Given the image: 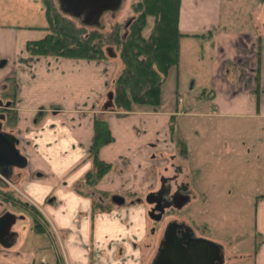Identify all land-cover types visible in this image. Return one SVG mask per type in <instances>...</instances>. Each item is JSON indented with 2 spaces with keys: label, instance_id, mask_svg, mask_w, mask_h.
Masks as SVG:
<instances>
[{
  "label": "crops",
  "instance_id": "1",
  "mask_svg": "<svg viewBox=\"0 0 264 264\" xmlns=\"http://www.w3.org/2000/svg\"><path fill=\"white\" fill-rule=\"evenodd\" d=\"M40 1H42L43 6L42 13L46 16L44 1ZM230 1L233 5L235 0ZM226 4L228 5L227 0H182L179 29L189 36L181 41L180 63L171 69L167 82L172 79L174 73L178 87L176 92H180L179 87L183 92L184 85L192 82L191 90L187 92L190 97L196 85H199L201 87L199 94L203 95L202 99L212 102L214 105L213 112L217 116L222 118L240 116L253 119L252 122L256 124L252 127L258 132H262L264 126H259L264 125V109H262L261 99L262 87L264 86V13L262 12L264 11V3L260 4L259 10L254 12L249 10L245 14H241L240 19L244 25H241L238 29H233L232 26L233 15L235 16L236 13L226 12ZM237 21L239 23V20ZM45 28L46 25L39 28L31 26L5 28L0 26V64L2 60H7L4 65L0 66V85L14 76H17L19 80L20 94L17 111L22 117H31L29 125L23 127L22 124H26V121L20 123L19 130H21V133L19 134H22L21 136L26 134L27 130L32 133L33 128L39 125V123H36L37 114L39 115L40 111L50 108V115L45 112L41 122L50 116V129L56 131L65 128L68 124L66 117L59 119L66 115L73 122V128L82 133L75 143L82 142L83 149L72 153L75 159L73 164L61 172L56 182L52 179L45 181L42 174L36 175L35 171L38 168L34 170L33 177L29 179L25 186L27 187L28 197L31 196L32 199L29 204H32L38 212L24 210L22 207L8 203L0 197V216L8 211V205H12L21 211L22 214L14 213L19 219L24 216L22 220H25L26 215L31 217L29 231L26 227L14 231L18 235L12 247L4 248L0 245V264H122L116 255L118 248L116 244L103 238L105 228L112 229L116 227L114 222L110 225L108 221L109 218H114L113 215L110 213L109 215H94L93 201L88 197L77 194L74 190V186L94 166L93 161L89 158L93 140V121L87 122L86 119L87 116L94 118L95 115H92L93 108L101 100L105 89H107L104 80L106 72L102 66L104 64L61 57L47 58L48 60L39 62L38 59L43 58L26 56L27 43L44 38L47 34ZM200 44L202 46L201 50L198 49ZM35 60L37 62H34ZM187 71L189 72L187 73ZM199 97L198 95L196 100H202ZM50 104L58 106L53 108ZM58 110H61V112L56 114ZM140 113L144 114V112ZM143 114H141L143 117L139 115L136 122H134V116H129L124 121H119L116 117L114 119V116L109 117L111 129L116 137L115 143L112 144L115 148L111 145L104 148L101 152V158L106 162H117L119 159H125V157L132 158L134 163L138 165V170L145 171L148 176L156 156H151L150 151L147 149L136 151V145L132 146L131 144L128 150H124V147H127L129 142H137L139 149L144 148L142 143L145 141L149 146L152 145L153 140L150 137H143L144 139L136 137L135 131L140 127L146 130L145 136L150 133L148 129L153 128L155 143L167 145L169 138L168 142L175 146V143L172 142L170 124L172 116L177 115L173 112H169L165 116L158 114L151 116V113L149 115ZM122 124H124L123 127L125 128L123 129L126 133L118 138L116 134L122 132L120 130L117 132V127ZM224 128H228V126ZM226 131L228 129L224 130V133ZM244 131L237 127L231 132L242 134ZM22 140L27 146V141L23 138ZM48 140L49 138L46 141ZM206 140L208 139L203 138L202 142ZM35 143L36 147H32L38 148L37 143L39 142ZM46 143H50V141ZM225 143L229 145V148H227L229 151L233 149L230 148L232 142L225 141ZM234 143L238 144L239 154H241L239 149H242V146L243 151L247 150L244 139ZM185 146L188 149L186 142ZM251 148H257L258 150L262 148V155H264V139L257 137ZM142 154L145 156L143 157ZM259 155H261L260 151ZM63 156L66 157L68 154ZM173 157V161L177 162L178 156L173 155ZM257 157L259 158V156ZM115 158L118 159L113 161ZM141 164H145V166ZM162 165L164 163L159 164V167H162ZM191 165L194 166L192 163ZM189 170H184V172H190V175L193 176L191 177L193 179L191 189L198 190L195 187V181L198 180L196 173H199V170L196 166ZM143 177L145 181L149 180V184L145 185V192L156 180L153 181L152 178L149 179L146 175ZM128 178L125 184L127 188L122 187L124 191L121 193L130 191L134 193L133 195H138L139 190L133 188L135 177H132L131 180L130 177ZM262 179H264L263 176ZM111 184L113 183L111 182ZM104 186H106V183H102L99 190L109 193L119 191L115 186ZM122 186H124V183ZM3 187L7 188L4 185ZM201 191L209 192L204 196L216 198L234 195L232 189L220 187L216 184L202 186ZM52 196H54V199L50 201ZM130 211L131 213L135 211V205L131 207ZM37 217H40L44 231L36 229ZM236 227L240 233L232 231V239L241 238V236L247 234V232L241 231L245 226ZM143 231L146 232L145 220ZM60 232H67L65 241L60 236ZM47 233L50 235L48 238H46ZM226 236L229 237V234ZM253 239L252 247L240 250L241 253L237 256L239 263L246 264L248 261L246 254L250 252L252 264H264V193L256 197ZM27 242H29L27 249L20 248ZM219 243L226 248L225 264H228L229 246L226 241ZM67 247L70 248L71 255H68ZM133 247L132 253L136 251L138 244H134ZM50 250H54L53 256L50 255ZM119 259L123 261L127 259V255ZM125 264L134 263L127 262Z\"/></svg>",
  "mask_w": 264,
  "mask_h": 264
},
{
  "label": "rangeland",
  "instance_id": "2",
  "mask_svg": "<svg viewBox=\"0 0 264 264\" xmlns=\"http://www.w3.org/2000/svg\"><path fill=\"white\" fill-rule=\"evenodd\" d=\"M134 1L135 0H125L121 11L118 12L114 17L111 15H106L104 17V29L110 30L112 26L118 24L121 26L123 31L126 23L129 22L135 14L134 9L132 8ZM54 2L58 8L56 0H54ZM227 2L228 5H225L226 12L236 13L235 16L233 15L232 26L234 27L233 29H238L241 25H244L240 19L241 14L243 15L249 10L251 12L259 10L260 4L264 3V0H235L233 5H231L230 0H227ZM41 3L42 1L40 0H0V26L5 28L29 26L39 28L47 25L46 16H44L42 13L43 6ZM248 3L250 4L248 5ZM228 9L229 11H227ZM262 12L264 13V11ZM237 20H239V23ZM76 22L78 23V21ZM150 31L151 28L145 32L146 36L149 35ZM201 47L202 46L200 44L198 49L201 50ZM112 52L114 53V56L108 55V59L106 61H88L103 63L104 65L102 66L106 72V78H104V80L107 89H105L101 100L95 104L92 115H102L105 118H108V121L110 116H114V119L118 118L119 121H124L126 120L125 118L117 116L115 101L113 110H104V105L107 102V94L112 91L111 83L114 82L115 78L119 75L120 69L122 68L120 50L117 47H114ZM26 56H29V54L27 53ZM41 58L43 59H38L39 62H42L41 60L46 61L48 60L47 58L54 59L55 57ZM4 61L7 60H2L0 66L3 65L2 62ZM34 62H37V60ZM188 72L189 71H187V73ZM191 85L192 82L191 84H185L182 88L183 92L181 87H179L180 92H176L178 87L176 85L175 75L173 73L172 79H169L165 86H163V101L159 108L155 109L153 106L134 105L133 112L130 114L131 117L134 116V122L139 119V115L141 116V114H143L140 112H144L143 115H149V113H151V116H156L157 114L165 116L169 112L176 114L177 118L173 122L171 120L172 123H176L174 125V131H176L174 136L175 145H177L179 150L181 147H186L185 142L187 143L188 158L186 160L181 158V156L178 155V152L175 153L173 151L175 146H172V144L168 142L169 138L167 140V145H163L162 143L160 145L159 143H155V132L153 131L152 127L149 128L150 130L148 129V132L150 133L147 136H145L146 130H143L140 127L138 128L139 130L137 129V131H135L136 137H150L153 140L152 145L149 146L146 144L147 141L144 140L145 142L142 143L144 148L142 147L139 149L137 142H129L127 147H124V150H128L132 144V146L136 145V151L147 149L150 151L151 156H156V160H154L153 164L151 165L152 169L148 176L147 173L145 174V171L141 172L138 170V165L134 163L132 158L125 157V159H119L117 162H109L115 165V169L107 177V180L104 183H106V186L108 187L115 186V188H118L119 191H116L112 194H120L128 199V202L124 206L115 207L110 212H102L97 210L95 213L96 216L102 214L109 215V213L113 215L114 218H109L108 221L110 225L112 222H114L116 227L113 226L114 228L112 229L108 227L105 228V235L103 238L106 241L108 240L116 244L118 247L116 255L119 262L122 264L127 262L134 264H151L156 256L157 248L163 234L160 231H158L159 234H151V228L153 224L147 217L146 211L144 210L145 202L142 201L143 203L136 204L135 211L131 213L130 210L133 206L130 201L137 199L138 196L143 197V194L147 192H144V190L145 185L149 184V180L145 181L143 176L146 175V177H149V179L152 178L153 181H155V178L159 179V177L164 174V166L168 162L165 159H171L173 155L178 156L176 163L178 165L181 164L183 170L190 171L189 169L193 168L194 166H196V168L199 170V173H196L198 180L195 181V187L198 188V190L191 189L194 196L192 197V201L189 202L183 210L184 217L188 218L187 221L196 224L200 235L208 237L215 242L226 241L229 246L228 264H241L237 261V256L241 253L240 250L250 248L253 245L252 242L254 240L253 232L255 226L256 197L257 195L264 193V179H262V176L264 177V155H262V148L261 150H258L257 148L255 149L251 147L253 144H255L257 137L264 139V127L262 132H258L254 127H252L256 124L252 122L253 119L240 116L226 118L217 116L213 112L214 105L212 102L207 99L196 100V97L201 92V87L199 85H196L195 89L191 93V97L188 95L187 92L191 90ZM262 88L261 99L262 109H264V86ZM50 105L53 108L58 106L56 104ZM17 106L18 103L16 105V109L18 110ZM65 107L67 108L66 104ZM45 112L47 114L49 113L50 115V108H46V110L42 112L40 111L39 115L43 116ZM60 112L61 110H58L56 114H59ZM207 114H209V116H207ZM64 117L68 119V124H66L65 128H60L56 131H54V129L51 131L50 129V116L47 118L48 121H46V119L41 122L43 120L42 119L40 122H37L39 125H36L33 128L32 133H29L27 130L26 134H23V136H21L22 134H19L21 133V130H19V125L22 121H26V124H22L23 127L29 125V120L31 117H22L19 115V123L17 127L14 129L10 128L11 133L18 134L21 136V138L27 141V146L22 143L20 148L22 153L29 158V167L26 170H16L10 183L7 185V189L13 190L18 196L24 198V200L28 203H30L32 199L30 198L31 196L28 197L27 187L25 184L30 178L33 177L34 170L38 168V170L35 171L36 175L39 176L42 174L45 181H50L52 179V181L56 182L61 175V172L73 164L75 159L74 156H72V153L79 149H83L82 142L75 143L79 140L82 133L78 129L73 128V122L69 120L70 118H68L66 115L59 119H64ZM93 119V117L87 116L86 121H93ZM123 126L124 124L117 127V132L119 130L122 132L121 134H116L118 138L126 133L125 129H123L125 127ZM226 126H228V128H224ZM261 126L264 125H260L259 127ZM154 127L157 128L156 126ZM237 127L245 131L242 132V134L231 132ZM114 128L116 129L115 126ZM227 129L229 132L226 131V133H224V130ZM47 138H49L48 141H50V143H46L48 142L46 141ZM126 138H128V136H126ZM203 138L208 140L202 142ZM242 139H244V143H246L247 150L243 151L244 148L242 146V149H239L241 151V155L238 151V144L234 142ZM225 141L232 142V144H230V148H233L232 150L229 151V149H227L229 148V145H227ZM35 142H39L37 143L39 146L38 148L32 147L36 145ZM112 147L115 148L114 146ZM234 148H236L235 151ZM259 151L261 152V155H259ZM66 154H68V156L64 157L63 155ZM142 156L144 157L145 155L142 154ZM257 156H259V158ZM117 159L118 158H115L113 161H116ZM171 162H173V160ZM162 163H164V165L159 167V164ZM191 163L194 165L193 167ZM141 165L145 166V164ZM188 176L189 178H185L184 181L186 182L185 184H188V186L192 188L191 185L193 183V179L191 177L193 176L190 175V172H188ZM128 177H130V180L132 177H135L136 180L132 182L133 188L139 190L138 195H133L134 193H131L130 191L121 193L124 191L122 190V187H125ZM111 182L113 184L110 185ZM123 183L124 186H122ZM212 184H216L217 186L228 189L230 188L233 190L234 195H225L221 198L204 196V194H209V192L201 191L202 186ZM74 190L77 194L81 195L76 191L78 190V183L74 186ZM97 197L100 198L99 195ZM52 199H54V196L50 198V201ZM8 211L22 214L18 208L12 205H8ZM30 220L31 217L26 215L25 220H20L17 222L13 228L14 231L21 229L22 227H26L27 231H29L31 227V224H29ZM144 220L146 232L143 231ZM236 226H245V228H243L241 231L247 232V234L245 236H241V238L236 237L235 239H232V231L238 232ZM238 233H240V231ZM59 234L65 241L67 232H60ZM227 234H229L230 238L226 236ZM49 236L50 235L47 233L46 238ZM134 244H138V248L134 253H132ZM28 247L29 242L23 244L20 248L25 250ZM67 253L68 255H71V250L68 247ZM50 255H54V250H50ZM124 255H127V259L123 261L119 259L120 257L124 258ZM246 255V259H248L246 264H252L253 261L251 260V253L247 252Z\"/></svg>",
  "mask_w": 264,
  "mask_h": 264
},
{
  "label": "trees",
  "instance_id": "3",
  "mask_svg": "<svg viewBox=\"0 0 264 264\" xmlns=\"http://www.w3.org/2000/svg\"><path fill=\"white\" fill-rule=\"evenodd\" d=\"M43 1L47 34L40 40L27 43L26 52L31 57H61L103 62L108 59V55L112 56L108 49L117 47L120 50L122 68L111 83L117 116L129 117L134 105L153 106L155 109L161 106L162 88L171 69L180 63L182 39L189 36L179 29L182 0H135L132 4L135 14L130 19V25L127 28L125 25L123 31L118 24L110 30L84 27L76 20L62 15L54 0ZM150 28L151 31L146 36L145 32ZM257 89L259 90V87ZM19 94L20 84L17 76L8 78L0 85V97L6 102H12L10 108L2 110L7 116L5 124L12 129L19 123V113L16 109ZM199 96V99H202L203 95ZM44 115H38L36 123L40 122ZM176 118L177 116H172V122ZM172 122V142H175L176 123ZM115 141L116 137L108 118L96 114L89 156L94 166L78 183L76 190L93 201L94 215L97 210L110 212L115 208L110 201V193L99 190V186L115 169L114 164L101 158V152ZM98 195L103 199L100 200ZM0 197L24 210L38 212L32 204L1 184ZM36 229L44 231L40 217H37Z\"/></svg>",
  "mask_w": 264,
  "mask_h": 264
},
{
  "label": "water",
  "instance_id": "4",
  "mask_svg": "<svg viewBox=\"0 0 264 264\" xmlns=\"http://www.w3.org/2000/svg\"><path fill=\"white\" fill-rule=\"evenodd\" d=\"M60 12L78 21L82 26L94 29H104V17L107 14L115 15L121 11L125 0H56ZM126 24V28L130 25ZM112 56L113 49H108ZM6 61L2 62L4 65ZM115 94L110 91L107 94V102L104 110L114 109ZM12 102L5 103L0 98V108L9 107ZM1 115L0 119L5 120ZM3 124L0 122V181L10 183L16 170H26L29 167V158L20 149L21 139L13 133L2 131ZM156 195L150 193L146 201L154 204L156 201L151 197ZM180 204L176 206L183 208L189 201V196L179 197ZM114 203L122 206L125 199L120 195L114 196ZM20 219H24L21 216ZM19 217L7 211L0 216V245L10 248L18 235L13 228ZM181 234V235H180ZM225 247L223 244L213 240L198 237L194 228L186 223L171 222L164 233L158 247L155 258L151 264H225Z\"/></svg>",
  "mask_w": 264,
  "mask_h": 264
},
{
  "label": "flooded vegetation",
  "instance_id": "5",
  "mask_svg": "<svg viewBox=\"0 0 264 264\" xmlns=\"http://www.w3.org/2000/svg\"><path fill=\"white\" fill-rule=\"evenodd\" d=\"M107 15H111L112 17H114L116 14L115 15L107 14ZM0 98L5 103H8L2 97H0ZM10 107L11 106L5 107V108H0V116L1 115L6 116V114H5L6 112H4L2 110L8 109ZM0 122H2V124H3L2 131L11 133L10 128L5 124L7 122V116H6L5 120L0 119ZM16 135L21 139V144H20V146H21L23 143V140L18 134H16ZM181 148H179V150H178L177 145H175V148L173 151L175 153L178 152V155L181 156V158L186 160L188 157L187 156L188 151H187L186 147H181ZM172 157H171V159H165L168 162L164 166V174L161 175L159 177V179L158 178L155 179L156 181L153 182L151 187H149L148 191L143 194V197L138 196L137 199H135L136 198L135 197L134 198L135 200H131L130 203H132V206H134L136 204L145 202L144 203V205H145L144 210L146 211L147 217L150 219L151 223L153 224V226L151 228V234L152 235L155 233H158V231H160L163 234L162 235V238H163L167 226L171 222L177 221L178 223H186L187 225L194 228L195 233L198 237H204V236L200 235V233L198 232L196 224H193L190 221L188 222L187 221L188 218L184 217V215H183V210L185 209L187 204L192 201V197H193L192 192L193 191L191 190L190 186H188V184H185L186 182L184 181L185 178L186 179L189 178L188 173L185 174L181 164L178 165L175 161L171 162L172 160H174V158H172ZM1 184H6V183L1 182ZM150 193L156 194V195L151 197V200L156 201V203H154V204H148L146 201V198ZM110 195H111L110 201L112 202V204L115 207H121L119 205H116L114 203V200H113L114 196H117L120 194L110 193ZM120 196L125 199V204H126L128 202V199H126L122 195H120ZM181 196H189L190 201L183 208H178L176 205L180 204L179 202H181V201H180L179 197H181ZM99 199L102 200L103 198L100 197ZM162 238H161V240H162ZM204 238L210 239L208 237H204ZM161 240H160V242H161ZM160 242H159V245H160ZM157 250H158V248H157ZM225 257H226V251H225ZM225 262H226V258H225Z\"/></svg>",
  "mask_w": 264,
  "mask_h": 264
}]
</instances>
